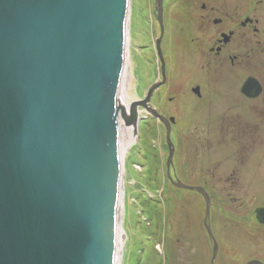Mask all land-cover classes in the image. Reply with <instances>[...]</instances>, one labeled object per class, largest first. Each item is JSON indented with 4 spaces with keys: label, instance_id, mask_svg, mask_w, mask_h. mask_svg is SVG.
<instances>
[{
    "label": "water",
    "instance_id": "1",
    "mask_svg": "<svg viewBox=\"0 0 264 264\" xmlns=\"http://www.w3.org/2000/svg\"><path fill=\"white\" fill-rule=\"evenodd\" d=\"M128 5L0 0V264H113Z\"/></svg>",
    "mask_w": 264,
    "mask_h": 264
},
{
    "label": "rangeland",
    "instance_id": "2",
    "mask_svg": "<svg viewBox=\"0 0 264 264\" xmlns=\"http://www.w3.org/2000/svg\"><path fill=\"white\" fill-rule=\"evenodd\" d=\"M175 3L176 0H165L164 4L169 33L179 27L174 22L178 11ZM142 6L146 7L144 10L146 24L142 23L143 21L141 22L139 17L142 10L138 11ZM131 7L134 10L131 34L132 28H135L130 45L131 53L134 64H138V67L141 66V61L145 60V68L142 71L144 83H142V88L138 91L137 96L139 99H143L150 87L159 81V86L154 90L150 99V106L163 117H174L176 120V124L171 130L170 139L174 147L176 146V155L174 154L172 161L177 168L178 178L184 183L187 181L191 184L201 182L196 178L193 179L194 181L190 180L188 170L186 167L184 170L183 165L184 172H181V163L185 152L193 153V148L197 146L196 138L204 139L201 133L206 127H211L213 132H218L217 137L225 135L227 139L225 142L234 138H236L235 141H241L232 144L233 149L226 152L236 151L243 173L240 177L241 183L248 184V179H252L250 195L255 198L254 206H264V112H261L259 107L249 108L245 103L250 101L245 102L238 94V83L241 82L244 74L239 75V78L235 77V73L227 65H224L212 68L209 78H202L203 63L199 62L198 56H195L191 63L185 61L188 54L180 53L177 48L171 45V39L168 38L162 47L163 56L165 55L168 61L165 72L166 83L161 86L160 83L163 80L161 65L156 63L158 58L155 59L151 50H149V54L146 52L144 55L139 48V45L154 46L151 43L152 40L150 41L152 1L132 0ZM199 85L205 89L202 92L204 97L202 104L192 93V89ZM200 105L202 106L200 107ZM139 109L138 119L143 121L135 120L136 138L138 142L143 143L146 152H143L145 155L141 154L140 156L139 150L134 151L135 157H143L137 162L134 159L132 166L136 170V176H130L128 181V186L132 187H129L126 193L127 216L125 217L124 231L128 246L125 250L124 264H160L163 261L164 264H179V251H188L189 253L190 250H196L194 258L197 259V263H208L211 261V247L202 227L205 212L204 197L200 193L182 191L167 184L169 183L166 171L168 148L164 126L158 120L147 117L148 114L142 111V107ZM214 109L217 110L215 115H206ZM216 119H219L220 122L213 123V120ZM239 121L240 124H238ZM243 122H246L247 127H243ZM247 136L248 138H246ZM139 146H141L140 143ZM222 147L223 145L218 148L216 153L206 152L207 149L203 152L208 167H213L224 159L221 152ZM153 165L160 167L157 182L151 180ZM141 169L144 172L143 177L140 176L139 170ZM172 171L174 170L170 167L168 172L171 175H173ZM137 180L142 181V185H146L147 191L140 189V192H137L134 185L137 184ZM165 183L170 190L166 195L167 202L162 201L163 196L160 197V194H156L159 190L158 187L154 190L156 184L163 186ZM210 194L213 195L212 230L214 236L218 241L232 239L231 235L224 236L220 232L227 222H223L224 220L216 212L217 206L221 204L219 194L215 191H210ZM155 198L159 201L158 207L155 208L152 204L145 206L144 201H155ZM253 207L241 211L240 217L232 223L233 227L240 232V236L231 240V244L223 246L226 260L222 261V264H238L234 259L233 246L237 248L238 254L241 252L239 255L244 258V262L240 261L239 264H245V261L252 257L263 256L264 246L259 245L264 244V228L250 222L249 217ZM158 211L161 212V216ZM227 228L230 229L231 224ZM248 232L255 233L256 244L248 238L252 236ZM204 258L205 261H203ZM198 259H201V262H198Z\"/></svg>",
    "mask_w": 264,
    "mask_h": 264
},
{
    "label": "flooded vegetation",
    "instance_id": "3",
    "mask_svg": "<svg viewBox=\"0 0 264 264\" xmlns=\"http://www.w3.org/2000/svg\"><path fill=\"white\" fill-rule=\"evenodd\" d=\"M164 4L165 0L162 2V24L155 19L156 27L153 28V55L155 59L158 58V62L156 63L161 65V74V61L163 60L164 64V74L167 70L166 62L168 61V58L165 55L163 56L162 47L168 38H170L172 46L177 48L183 55L188 54V58L185 61L191 63L194 57L198 56L199 62L203 63L202 78H209L212 68H219L224 65H227L235 73V77L239 78V75L244 74L241 82L238 83V94L245 102L250 101L245 103L249 108L254 107L256 109L259 107L258 109L264 112V0H176L175 6L178 11L177 18L174 22L179 27L171 33L168 32ZM155 18H157L156 14ZM156 46L160 52L156 51ZM182 49L184 50L182 51ZM242 71L245 72L242 73ZM248 78L255 79L259 82L261 90L258 97L249 96L257 92L254 85L248 89L249 95L241 92V85ZM195 88V90L194 88L192 89L194 97L200 104L204 103L202 92L205 89L200 85ZM214 94L217 95L216 92ZM209 100L211 101V99ZM216 111L214 109L210 114L206 115L213 116ZM226 114L228 115L229 111ZM219 122V119L213 120V123ZM243 123V127H247L246 122ZM238 124H240V121ZM217 134L218 132H213L211 127H206L204 132L201 133L204 139L201 137L196 138L197 146L193 148V153H184L181 172L183 171V165V169L186 167L188 170V178L190 180L194 181L193 179L196 178L201 182H197L196 184H191L189 181L186 183L182 182L177 176V168L173 161L170 164L174 170L172 171L173 175L167 170V177L169 184L174 188L185 185L198 188L208 194L211 198V206L206 220L204 212L202 227L203 232L207 236L204 229V225L207 223L214 238L215 236L212 230V213L214 212L212 208L213 195L210 194V191H215V193L219 194L221 204L217 206L216 212L224 220L223 222H227L220 232L224 236L231 235L230 238H232L219 241L215 238L217 252L213 264H222V261L226 260L223 253V246L225 244H231V240L237 239L240 236V232L233 227L232 223L236 222V219L240 217L241 211L254 206L255 198L250 195L252 179H248V184L241 183L240 177L243 173L240 169L239 157L236 151L234 150L233 153L231 151L226 152L231 150L232 144L236 142L240 143L241 141H235L236 138H234L231 141L228 140L225 142L227 140L225 135H223L224 137H217ZM221 145H223L221 152L224 155V159L220 163L217 162L213 167H208V162L204 159L203 152L207 149L206 152L216 153ZM175 151L176 146L174 147V154ZM201 167H203V170H201ZM259 208H264V206H254L249 218L251 223H256L258 226L264 228V225L258 223L255 218L256 211ZM223 222H220V224H223ZM230 224L231 228L228 229L227 226ZM248 233L252 236L254 235L248 238L256 244L255 240L257 236L255 233ZM259 246H264V244ZM233 251L235 253L234 259L238 264L240 261L244 262V258L239 255L241 252L238 254V250L234 246ZM195 256L196 250H190L189 253L188 251H179L178 262L179 264H200L197 263V259L194 258ZM203 261H205V258ZM252 261H259L264 264V253L263 256L247 259L245 264ZM198 262H201V259H198ZM201 264H212V253L211 261Z\"/></svg>",
    "mask_w": 264,
    "mask_h": 264
},
{
    "label": "bare ground",
    "instance_id": "4",
    "mask_svg": "<svg viewBox=\"0 0 264 264\" xmlns=\"http://www.w3.org/2000/svg\"><path fill=\"white\" fill-rule=\"evenodd\" d=\"M129 5L126 8L125 16V42H124V70L119 85V104H120V144L118 159H120V177L118 187L117 217H116V233L113 264H124L125 250L128 246L127 237L124 231L126 215V193L129 187L128 181L130 176H136V170L132 166L134 159L139 161L143 157H135L134 151L139 150L140 156L144 150L142 142H138L136 138V126L133 124L134 113L132 106L139 99L138 91L142 88L143 75L142 71L145 66H137L134 64L133 54L131 53V40L134 32L133 12L130 6L132 0H128ZM144 54L145 51H143ZM145 75V73H144ZM142 81V82H141ZM139 143L141 146H139ZM138 146V147H136ZM140 175H144L143 170H139Z\"/></svg>",
    "mask_w": 264,
    "mask_h": 264
}]
</instances>
